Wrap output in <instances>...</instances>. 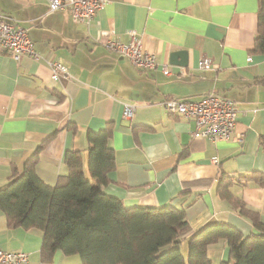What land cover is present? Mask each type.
I'll use <instances>...</instances> for the list:
<instances>
[{"label": "crops", "instance_id": "obj_1", "mask_svg": "<svg viewBox=\"0 0 264 264\" xmlns=\"http://www.w3.org/2000/svg\"><path fill=\"white\" fill-rule=\"evenodd\" d=\"M259 6V0H107L85 22L66 10H49L46 0H0V13L27 29L38 55L16 60L0 50V185L37 150L43 181L55 184L68 172V149L82 151L90 177L87 135L110 122L116 166L106 192L127 206L183 208L194 230L224 221L245 235L257 232L216 188L223 174L264 173V53L251 52ZM129 31L156 55L157 68L136 67L103 44L108 36L128 42ZM177 50L187 51V65L170 62ZM202 57L212 59L210 69L198 67ZM53 61L68 69L57 80ZM212 90L237 104L229 140L193 137L194 120L163 107L167 98L200 99ZM125 103L135 107L131 119L123 117ZM165 146L156 159L146 158ZM230 190L264 221V185L235 181ZM42 238L41 229L10 226L0 209V249L26 252L24 264H83L79 254L61 251L43 261ZM208 255L221 264L229 248L219 242Z\"/></svg>", "mask_w": 264, "mask_h": 264}, {"label": "trees", "instance_id": "obj_2", "mask_svg": "<svg viewBox=\"0 0 264 264\" xmlns=\"http://www.w3.org/2000/svg\"><path fill=\"white\" fill-rule=\"evenodd\" d=\"M259 4L251 52L263 54L264 0ZM112 127L109 122L105 129L87 135L90 177L83 168L82 151L68 149L64 156L68 172L60 174L55 184L43 181L36 171L37 150L22 171L15 169L0 185V209L8 224L43 231V261H51L61 251L79 254L83 264H212L208 250L223 242L229 256L221 264H264V221L230 190L235 181L255 180L264 185L263 172L236 177L223 174L216 188L257 232L245 235L224 221H210L194 230L183 208L127 206L103 189L116 166V152L109 144Z\"/></svg>", "mask_w": 264, "mask_h": 264}, {"label": "built area", "instance_id": "obj_3", "mask_svg": "<svg viewBox=\"0 0 264 264\" xmlns=\"http://www.w3.org/2000/svg\"><path fill=\"white\" fill-rule=\"evenodd\" d=\"M49 10H66L70 13L74 21H91L97 11L105 6L107 0H46ZM130 40L121 42L116 38L108 36L104 41L106 48L119 54L127 56L131 63L136 67L144 69H153L158 66L157 57L154 53L147 51L142 44V39L136 31H129ZM0 50L8 51L18 60L22 55H30L37 58V52L34 48V42L30 38L26 28L15 22L13 19L0 13ZM52 69V78L57 80L60 73L58 70L67 72V68L57 61L49 62ZM212 66L210 57L202 58L198 62V67L207 69ZM170 68L167 64L163 69ZM169 70V69H168ZM211 94V95H210ZM210 95V96H208ZM204 100L200 102L193 101H171L169 111L176 112L182 117L192 118L195 122L193 136L216 140H229L235 125L237 123L236 113L238 108L235 102L227 97H222L214 92L209 93ZM216 100L214 108L221 113L220 118L213 121H201L200 115L196 110L198 103H204L207 99ZM203 99V98H202ZM175 100V99H173ZM179 101V102H178ZM135 107L125 103L123 108V117L131 118ZM218 127V128H217ZM28 254L24 251L10 252L0 249V264H24L27 261Z\"/></svg>", "mask_w": 264, "mask_h": 264}, {"label": "rangeland", "instance_id": "obj_4", "mask_svg": "<svg viewBox=\"0 0 264 264\" xmlns=\"http://www.w3.org/2000/svg\"><path fill=\"white\" fill-rule=\"evenodd\" d=\"M8 17V16H7ZM11 19V18H10ZM140 37V36H139ZM141 38V37H140ZM142 44H143V42H142ZM12 56H13V58H14V55L12 54V53H10ZM202 58H206V57H202ZM201 58V59H202ZM15 59V58H14ZM249 60H251V58L249 57ZM65 66V65H64ZM66 67V66H65ZM212 67V66H211ZM211 67H209V68H207V69H210ZM67 68V67H66ZM157 68V67H156ZM153 69H155V68H153ZM169 69V70H168ZM167 70L166 69H163L162 68V71H163V73L165 74V75H168L169 73H170V68H168ZM200 69H202V68H200ZM52 70V69H51ZM204 70V69H203ZM58 72L60 73V75L61 74H63V73H68V69H67V72H64V71H62V70H58ZM60 75H59V77H60ZM53 79V78H52ZM59 79V78H58ZM53 80H55V79H53ZM211 92H214V93H216L217 95H219V96H222V95H220V94H218L216 91H214V90H212V91H210V92H208L206 95H204L202 98H200V99H186V100H184V99H179V98H167V99H165L164 101H163V107H164V109H165V111L167 112V114H170V115H179L178 113H176V112H171V111H169L170 109H169V103L171 102V101H177V100H182V101H193V102H200V101H202V100H204L206 97H208V96H210V95H208L209 93H211ZM208 95V96H207ZM206 96V97H205ZM223 97V96H222ZM173 99H175V100H173ZM234 101V100H233ZM179 102V101H178ZM235 102V101H234ZM215 103H216V100L215 99H213V98H210V99H207L204 103H198L195 107H196V110H197V112L199 113V115H200V119H201V121H213V120H217V118H220V116H221V113L219 112V110L217 109V108H214V106H215ZM236 104V103H235ZM236 106H237V104H236ZM169 110H168V109ZM238 108V107H237ZM135 112V111H134ZM134 115V114H133ZM180 116V115H179ZM237 116H238V112L236 113V118H237ZM133 117V116H132ZM131 117V118H132ZM130 117L128 118V119H131ZM186 118V117H185ZM127 119V118H126ZM187 119H192V118H187ZM193 120V119H192ZM236 126V125H235ZM218 128V127H217ZM234 131H235V128H234V130H233V132H232V134H231V136H230V138L229 139H231L232 137H233V134H234ZM242 136H240V137H237L236 139L237 140H239V141H243L242 140V138H241ZM224 140V139H223ZM225 140H227V139H225ZM5 250V249H4ZM7 251H9V250H7ZM10 252H14V251H10Z\"/></svg>", "mask_w": 264, "mask_h": 264}, {"label": "water", "instance_id": "obj_5", "mask_svg": "<svg viewBox=\"0 0 264 264\" xmlns=\"http://www.w3.org/2000/svg\"><path fill=\"white\" fill-rule=\"evenodd\" d=\"M170 62L187 65L188 64L187 51L185 50L173 51L170 55Z\"/></svg>", "mask_w": 264, "mask_h": 264}, {"label": "clouds", "instance_id": "obj_6", "mask_svg": "<svg viewBox=\"0 0 264 264\" xmlns=\"http://www.w3.org/2000/svg\"><path fill=\"white\" fill-rule=\"evenodd\" d=\"M167 151V147L165 146L164 148H163V151L162 152H154V151H152V150H149L148 152H146V158L148 159V160H154V159H156L159 155H162L164 152H166Z\"/></svg>", "mask_w": 264, "mask_h": 264}, {"label": "bare ground", "instance_id": "obj_7", "mask_svg": "<svg viewBox=\"0 0 264 264\" xmlns=\"http://www.w3.org/2000/svg\"><path fill=\"white\" fill-rule=\"evenodd\" d=\"M151 53H152V52H151ZM194 129H195V128H194ZM193 131H194V130H193ZM193 131H192V132H193ZM192 136H193V134H192ZM193 137H196V136H193Z\"/></svg>", "mask_w": 264, "mask_h": 264}]
</instances>
